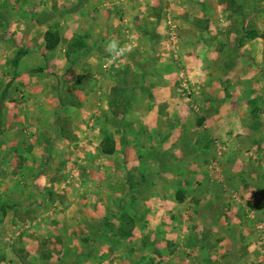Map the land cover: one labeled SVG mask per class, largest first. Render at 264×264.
<instances>
[{
    "label": "rangeland",
    "instance_id": "rangeland-1",
    "mask_svg": "<svg viewBox=\"0 0 264 264\" xmlns=\"http://www.w3.org/2000/svg\"><path fill=\"white\" fill-rule=\"evenodd\" d=\"M184 3L181 0H170L165 6L173 7L171 12L176 17L179 14L176 8L182 7ZM212 3L214 5L215 0H211L209 5L213 6ZM238 5L242 7L241 9L253 11L255 16H252L251 21L264 28V0H228L222 2V6L226 10L233 9L235 6L240 11ZM18 6L20 8L15 7L13 9L15 12L24 7L22 2H19ZM4 8V1L0 0V25L6 26L8 23ZM188 8L192 12L195 11V7L192 5H189ZM170 20V22L168 21V34L160 33V35L154 36V47L156 48L159 43L162 45L156 49L152 48L153 50L148 48L145 53H139V59L145 58V56L153 58L155 51V57L164 59L160 66L146 62L144 65L139 64L137 66L120 65L118 64L121 60L120 52L111 53L109 56L112 60L104 62L99 67L96 66V70L88 64L85 67L82 66V71L80 67L78 71H74L72 70L73 66L70 65L65 68L59 58H52L48 54L42 58L41 62L39 59H32L31 66L33 69L42 67V72L47 73L48 89L57 87L59 90L63 89L65 94L63 97L54 95L42 98L44 99L42 104H46L48 110L45 115L48 116L49 128L53 126L50 124L52 117L54 119L56 117L55 120H57L64 115L65 119L69 115L74 116L73 119H76L78 123H76L79 128L78 131L84 130L81 134L82 138L86 137L85 132L88 133L89 131V136L88 134L87 136L95 138V144L90 140L93 151L90 155L92 159L89 161L87 158H82L81 152L69 156L70 159L74 160L73 164L76 163L75 166L78 164L76 168L82 169L80 175V171L71 173L75 166L71 164V160H67V153L61 151L63 148L61 143L57 141L54 143L55 145L49 144L47 150L49 152L56 150V152L53 151L55 157L48 153L47 159L42 161L41 172L47 175V177H43L46 180L44 183L46 185L43 188L38 187L39 175L34 176V173L29 172L35 169V173H40L37 169L41 163L32 162L31 165V162L26 160L25 151L17 150L18 147L16 146V151L13 153L16 156L15 159L9 158L10 160H8L5 156L0 160V264H91V262L94 264H106V262H108L107 264H165L167 252L155 256V252L151 251L149 256H145L141 242L136 238V234H139V221H142L145 216L149 218L146 217L148 222L153 218H158L161 221L165 217H170L172 220L168 205L162 204L159 209L158 204H154L153 199L159 195L169 199L173 197V191L177 197V191H180L181 185L190 188L193 184L191 188L193 190L201 187L202 191L199 193V190H195L196 196L194 195L190 200L193 203L192 206L189 207V204H181L180 202L176 203L178 204L175 209L176 221L175 224H170L169 233H175L177 236L184 234L186 232L183 229L185 225L182 220L184 217L191 216V212H197L199 199L222 201L220 194L216 196L210 192L206 193L205 188L217 190L219 186H230L227 181V183L225 182L229 178L226 175L227 170L230 169L231 172L237 173L242 167L248 166L247 161L243 159L244 156L242 157L240 154L242 147L235 145V142L232 141V138L235 135L238 137V134H234L230 126L229 130L212 128V123L216 118L225 117L224 119L231 120L233 116L231 109H235L231 105L232 98H227L231 96L232 88H235V83L232 80L233 71L232 61L229 59L230 54L222 50L217 52L218 56H216L217 54L213 52L212 56H215V59L212 58L210 64L208 61L205 62V59H202L200 55L204 52L198 45H194L195 41L199 40V33H195L190 28L191 24L199 21L188 17H181V19L177 17L178 22L176 23L174 18H170ZM184 20L186 23L183 22ZM132 39H135V36L129 34L128 41L121 48H128L131 43L134 45L135 42ZM83 46L84 44L81 45V48ZM21 50L19 57L24 56L23 54L27 51L26 49ZM22 52L24 53L22 54ZM158 53L159 55H157ZM123 54L121 56H124ZM131 54L135 59L134 50ZM208 59L210 61V58ZM252 60L255 62L254 58ZM235 69L236 67L234 71ZM69 71H74V73ZM68 74L77 75L67 79L66 75ZM83 74L87 80L80 78ZM165 75H168L170 79ZM60 77L62 81L56 80ZM78 80L80 82L83 80L84 84L80 85ZM76 87L86 93L82 97L73 95L77 90ZM134 88L139 89L137 90L139 95L136 102L128 106L131 101L132 90L135 91ZM158 88L159 90H157ZM128 89L131 91L130 93ZM209 89H223L228 95L227 97H208L206 101L202 100L200 91L204 92L202 95H207ZM174 91L181 98L178 95L175 96L174 108L172 107L169 114L165 111H160V114L155 112L150 114V110L155 111V104H161L160 106L166 104V101H161L166 98L162 94L168 95L167 92H169L170 95ZM158 92L161 96L157 98ZM3 99L1 98L0 104H2ZM157 99L159 100L157 101ZM10 100L12 101V98ZM12 102L21 107L39 103L37 97H25L22 94L13 98ZM115 102L120 103L115 106L113 104ZM185 102L192 106L193 112L188 110L187 113H183L181 107L184 106ZM201 102L207 104L208 108L211 107L210 103L214 106L218 103L220 108H224L222 112L208 111L204 115V117L208 115L209 121L211 120L208 123V129L206 126H199L201 119L198 115ZM76 107L81 108L83 112L80 114L81 109L78 112ZM254 107L255 111L252 113L243 112L245 109L241 108L239 121L253 120L254 123L261 122L258 125L262 126L261 124L264 125V109H260L259 112H263L260 114L258 112L259 106L255 105ZM66 108L69 109L68 112H66ZM53 110L56 112L53 113ZM33 115L34 113L27 114L30 117L28 121H32L31 124L29 122L22 124L16 122L14 135L17 140H23L29 128H34ZM150 115H152L151 122L156 126L163 123L159 121V117L162 116L170 117L171 125L177 124L179 126L174 130L169 129L174 132L170 136L177 140L176 143L173 142L171 146L169 145L170 147L168 144L164 147L159 145L161 133L153 126H151L153 127L151 132L144 128L143 121L150 119ZM65 119L63 123L68 129L64 133L73 138L70 129L71 123L69 124ZM93 121V127L88 130V124ZM195 124H198L197 126L201 127V130L198 127L195 128ZM255 127L252 128L253 134L259 137L264 136V128L260 129L261 127L257 125ZM49 130L54 140L59 138L56 130ZM241 131H245V135H248L247 129H241ZM241 131L239 134L244 135ZM128 136L131 138V142ZM99 141H105L106 144L110 143L113 148L117 145V149L114 148L115 153L110 158L98 150ZM85 146L80 145V148L86 149ZM59 147L61 150L58 149ZM163 148L165 151L170 150L169 155L160 152ZM258 148H264V146ZM262 150L259 149L258 154H262ZM139 152H147L153 155L151 156L153 158L151 167L149 164L139 165L137 160ZM232 157L233 159H231ZM254 163L252 162L250 168H257V161ZM86 168L89 170L87 175ZM188 169H190L189 174L194 175L185 178L182 172L184 173ZM10 170V173H13L12 176H8ZM204 193L206 194L205 198L201 197ZM235 193L238 195H234ZM239 194L235 190L231 192L227 200L230 202L231 199H234L235 202H238V197L242 199ZM88 200L89 204L83 203V201ZM160 200L163 198L161 197ZM70 201L76 203L78 208L89 206L94 207V210L96 209L93 225L91 223L84 227L78 225V232L76 229L73 230L75 225L72 226L68 217L74 224L79 213L83 214L84 212L80 209V211L74 212L75 215H72L68 210H65V206ZM142 204H147L149 207L145 208ZM153 205H155L154 208ZM193 207L195 208L193 209ZM153 209L154 212H152ZM97 211L98 214H103L104 218L100 217L103 219L102 223H99ZM258 215L260 216L257 211L247 213L250 226L254 233H257L255 236L258 235L255 242L257 245L260 242L264 250V223ZM65 222L70 225H66ZM188 227H192V225L189 224ZM93 229L99 232L100 237L96 241L89 239V232ZM162 229L161 226L160 230ZM151 230L148 227V231L151 232ZM75 231L76 236L73 235ZM106 232L121 235L124 240L108 241L104 238ZM181 240L173 242L170 246L171 249L180 248L184 244ZM144 242L148 249H153L154 242L151 240ZM160 243L164 249L168 245L166 239ZM209 246L213 247L211 242H209ZM117 248L118 251L115 250ZM141 253H143L142 257L139 255Z\"/></svg>",
    "mask_w": 264,
    "mask_h": 264
},
{
    "label": "crops",
    "instance_id": "crops-1",
    "mask_svg": "<svg viewBox=\"0 0 264 264\" xmlns=\"http://www.w3.org/2000/svg\"><path fill=\"white\" fill-rule=\"evenodd\" d=\"M3 1L5 7L4 13L7 16L6 22L8 25H0V102L1 98H4L2 104H0V160L5 156H7L8 160L15 159L16 156L13 155V153L16 151V146L18 147L17 150L25 151L24 154L27 155L25 156L26 160L31 162V165L33 164L32 162L41 163L37 169L40 173H35V169L29 171L34 173V176L39 175L38 187L40 188L45 187L46 184L44 183L46 180H44L43 177H47L46 174L41 172L42 161L47 159L48 153H51L52 156L55 157L54 152H56V150H53L54 152H49V150H47L49 144L55 145L54 143H57V141L61 143L63 148L62 150L60 147L58 149L67 153V160H71V164L75 166L76 163L73 164L74 160L70 159L69 156L80 154L81 152L82 158H87L88 161L91 160L92 158L90 155H92L93 151L92 141L95 144V138L88 137L89 131L88 133L85 132L86 137L84 136L82 138L81 134L84 130L78 131L77 120H74V116L70 115L67 116V120L64 117L65 115L62 118H57V120H55L56 117L55 119L52 117L50 124L53 126L49 128L48 116L45 115L48 110L46 104H42V102H44L42 98L54 95L63 97L65 94L63 93V89L59 90L57 87L51 90L48 89L46 83L48 79L47 73L45 71L42 72V67L38 69L35 67L33 69V66H31L32 59H39L41 62L42 58L48 54L52 58H59V60L63 62L62 66L65 68L71 65L73 66L72 70L78 71L80 67L82 71V68L88 64L92 65L93 69H95L96 66L99 67L104 62L112 60L109 56L111 53L120 52L121 55L124 53V56L120 55L121 60L118 63L120 65L137 66L139 64L144 65L146 62L147 64L151 63L160 66V63L164 62V59L155 57V51L153 52V58L144 55L145 58L139 59V53H145V50L148 48L156 49L162 45L159 43L156 48L154 47V36L168 32V21H171L170 18H174L175 23L178 22L176 20L177 17L180 19L181 17H188L199 21L195 24H191L190 28L193 29L195 33H199V40L195 41L194 45H198L204 52L200 54L202 59H205V62L208 61L210 64L212 60L215 59V56H212L213 52L218 56L217 52L222 50L227 51L230 54L229 59L232 61V80L236 84H234L235 88H232V97H227L228 94H226V91L223 89H209L207 90V95H202L204 92L200 91V97L202 96V100L205 101L208 97L225 96L227 98H232L231 105L235 108L231 109V111H233L232 119H224L225 117L216 118L212 123V128L229 130L230 126L234 134H238V137L235 135L234 137L236 138L233 137L232 141L235 142V145L242 147L240 154L242 157L244 156L243 159L247 161L248 166L242 167L237 173L231 172L230 169L227 170L226 175L230 179L227 178L225 182L227 181L230 186H219L217 190L205 188L206 193L210 192V194L212 193L216 196L220 194L222 196V201L217 202L211 199L203 200L202 198L199 199V197H196L200 200L197 205V212H191V216L183 218L182 221L185 225L183 229L186 233L177 236L175 233H169V229H171L170 224L173 225L176 221L175 215L177 214L175 209L176 205H178L176 203L189 204L190 207L193 204L190 200L195 195L196 191L199 190V193L202 191L200 186L194 188V190L191 189L193 184L190 188L183 187L179 184L181 181L178 180V184L181 185V188L180 191H177V197H175V191H173V197L169 199L163 195H159V198L155 197V199H153L154 204L157 203L159 209L162 207V204L168 205L172 220L170 217H165V219L161 221L158 218H155L158 220L153 218L148 222V217L145 216L142 221H139V234H136V238L141 242V248L143 253L145 252V256H149L151 251L155 252V256L167 252L165 264H264V250L260 242L259 245L256 244L255 239L258 235L255 236L257 233H254L253 228H251L250 220L247 216V213L257 211L258 214H260L258 217L261 220L263 219L262 222L264 223V148H258L260 146L262 147V145L264 146V136L259 137L252 132V128H256V125L261 127L260 129H263L264 125L261 124L262 126H260L258 124L261 122L254 123L252 122L253 120L247 122L239 121L241 108L243 110L245 109L243 112L247 111V113L255 111V105L259 106L258 112L260 109H264V28L251 21L252 16H255L253 11L241 9L242 7L239 5L238 8L240 7V11H238L235 6L233 9L226 10L225 7L222 6V2L228 0H215V4L213 5L212 3L213 6L209 5L211 0H181L185 3L182 4V7L176 8L179 13L176 17L171 12L173 7L165 6L170 0ZM19 2H22L24 7L22 10L20 9L15 12V10H13L15 7L20 8V6H18ZM189 5L195 7L194 12L188 8ZM181 14L182 16H180ZM21 17L23 18L20 19ZM183 22L186 23L185 20ZM51 28L58 30L61 37V41L55 50H47L46 48L45 34ZM129 34L135 36V39H132V41L135 42L134 45H131V43L128 48H121V46L128 41ZM142 34L144 35L142 36ZM82 44H84V46L81 48ZM109 45L114 46L112 51L108 50ZM21 49H26L27 51L25 52L26 55L22 52L24 56L19 57V53L22 51ZM133 50L135 59H133L131 54ZM157 55H159V53ZM208 58H210V61ZM252 58H254L255 62H253ZM145 59L149 60L146 61ZM235 67L236 69L234 71ZM88 70H91V68H88ZM74 71L69 72L74 73ZM76 75L77 74H68L66 77L67 79H71ZM80 78L87 80L85 74L81 75ZM168 78L170 79L169 76ZM56 80L62 81L61 77ZM83 80L82 82L78 80L80 85L84 84ZM75 89L77 90H75V94L73 95H77L78 97H82L83 94L86 93L84 90L77 87ZM134 90L135 91L132 90L133 93L131 94V101L128 106L133 105V102H136L139 95L137 94V90L139 89L134 88ZM157 90H159V88ZM128 91L129 93L131 92L129 89ZM159 92L157 98L161 96ZM167 93L168 95L165 93L162 94L165 95L166 98L161 100L166 101V104L163 106H160L161 104H155V111H153V109L150 110V114L153 112L160 114V111H165L169 114L172 111V107L174 108L173 101L178 93L175 91L172 93L170 92V95L169 92ZM21 94L25 95V97H37L39 103L37 105H28L24 107L15 105L12 102L13 98ZM178 97L181 98L180 95H178ZM10 98H12V101ZM158 100L159 99H157V101ZM210 100L212 102V99ZM119 103L120 102H115L113 104L116 106ZM210 104L211 107L208 108L207 104L201 102L198 115L201 119L199 122L201 125L199 126H206L207 129L209 127L208 123L211 120L209 121L208 115L207 117H204V115L208 111L217 113L222 112V109H224L220 108V104L218 103L215 106L212 103ZM183 105L184 108L181 107L183 113H187L188 110L193 112L191 109L192 106L186 104V102ZM80 109L77 108V111L79 112ZM68 111L69 109L66 108V112ZM52 112L55 113L56 111L53 110ZM82 112L83 110L81 109L80 114ZM33 113L35 121L34 128H29V130L27 129L28 131L26 130L27 132L23 140H17L14 135L16 122L18 121V123L21 124L29 122L31 124L32 121H28L30 117H28L27 114ZM259 113L263 114L262 111ZM79 117L81 118V116H78V118ZM151 117L152 115L149 116L150 119L143 121L144 128L149 129V132H151L153 127H155L158 132L161 133V135H159V145L161 144L164 147L167 144L171 146L173 142L176 143L177 140L171 138L174 132L170 130L177 129L179 126L177 124L171 125V118L166 116L159 117V121L163 123L156 126V124L154 125L151 122ZM64 119L68 121L69 124L71 123L70 129L72 130L71 133L73 138L64 133L65 130L68 129L63 123ZM203 122L205 125H202ZM198 124L194 125L195 128L198 127ZM93 125L94 121L88 124V130H90ZM198 128L201 130V127ZM49 129L56 130L59 138L54 140V137L49 133ZM167 129L170 130L168 131ZM241 129H247L248 135H245V131H241ZM240 131L243 132L244 135L239 134ZM144 136L146 137V134ZM117 139L118 138H116V141H118ZM129 141H132L131 138H129ZM104 144L111 146L110 143L106 144L105 141H99L98 150H100L103 155L110 158L115 151L113 153H105L103 151ZM80 145H86V149H81ZM114 148L116 150L117 145H115ZM259 149H263L262 154H258ZM169 151H165L163 148L160 152L169 155ZM149 154L150 153L147 152H139V158L137 159L139 165L149 164L150 166L151 160L153 159L151 156L153 155L150 154L149 157ZM231 159H233V157ZM256 161L257 168H250L252 162L256 163ZM76 166L71 173L73 174L76 171H80V175L82 169L80 170L76 168ZM143 168H145V166H143ZM190 169L184 171V173L182 172L185 178L194 175L189 174L188 171ZM88 171L89 170L86 168V175ZM143 171H141V173H143ZM10 172L11 170L8 176L13 175V173L11 174ZM141 176H143V174H141ZM200 176H202V174H200ZM259 182L263 184H259ZM211 187L213 188V186ZM235 190L240 193L239 195L242 196V199L238 197V202H235L234 199H231L229 202L227 199H229L231 192ZM180 194H182V199L178 197ZM234 195L238 194L235 193ZM204 196H206L205 193L201 197L205 198ZM161 197L163 200H160ZM83 203L87 205L89 204V200L83 201ZM142 206L145 208L149 207L147 204H142ZM78 207L79 206L73 203V201H70L65 206V210H68L72 215H75L74 212L77 210L80 211V209L84 212L83 214L79 213L74 224L68 217L72 226L75 225L73 230L76 229L77 232L78 225L82 227L89 225V223L93 225V220L96 217V209L94 210V207ZM152 207L154 208L155 205ZM194 208L195 207H193V209ZM97 210L100 209L97 208ZM154 211L153 209L152 212ZM98 215L99 223H102L103 219L100 217H103V214L99 213ZM65 224L70 225L68 222H65ZM189 224L192 225V227H188ZM161 226L163 227L162 230H160ZM148 227L152 229L151 232L148 231ZM76 231L74 232L75 234L73 233L75 236ZM104 236L108 241L124 240V237L121 235L118 236L110 232H106ZM99 237V232H96L95 229L89 232V239L92 241H96ZM164 239H166L168 243L165 249L160 243ZM180 239H182L181 241L184 244L180 248L171 249L170 246L173 242ZM145 240L154 242L153 249H148L146 247ZM209 242H211L213 247L209 246ZM115 250L118 251V248ZM143 253L139 255L142 257ZM107 263L108 262H106V264ZM91 264L94 263L91 262Z\"/></svg>",
    "mask_w": 264,
    "mask_h": 264
},
{
    "label": "trees",
    "instance_id": "trees-1",
    "mask_svg": "<svg viewBox=\"0 0 264 264\" xmlns=\"http://www.w3.org/2000/svg\"><path fill=\"white\" fill-rule=\"evenodd\" d=\"M46 48L47 50H55L61 41L60 33L58 30L51 28L45 34ZM103 151L105 153H113L114 148L109 145H103ZM179 199H182V194L178 195Z\"/></svg>",
    "mask_w": 264,
    "mask_h": 264
},
{
    "label": "clouds",
    "instance_id": "clouds-1",
    "mask_svg": "<svg viewBox=\"0 0 264 264\" xmlns=\"http://www.w3.org/2000/svg\"><path fill=\"white\" fill-rule=\"evenodd\" d=\"M113 47H114L113 45H109V46H108V50H109V51H112V50H113Z\"/></svg>",
    "mask_w": 264,
    "mask_h": 264
}]
</instances>
